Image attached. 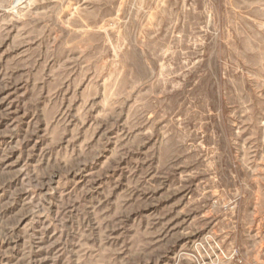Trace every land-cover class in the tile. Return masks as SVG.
<instances>
[{
    "label": "rangeland",
    "instance_id": "obj_1",
    "mask_svg": "<svg viewBox=\"0 0 264 264\" xmlns=\"http://www.w3.org/2000/svg\"><path fill=\"white\" fill-rule=\"evenodd\" d=\"M0 264H264V0H0Z\"/></svg>",
    "mask_w": 264,
    "mask_h": 264
}]
</instances>
